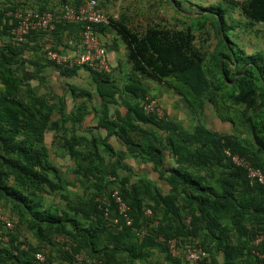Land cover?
Segmentation results:
<instances>
[{"label":"trees","instance_id":"obj_1","mask_svg":"<svg viewBox=\"0 0 264 264\" xmlns=\"http://www.w3.org/2000/svg\"><path fill=\"white\" fill-rule=\"evenodd\" d=\"M84 1L33 0L34 5L0 12V36L14 44L0 47V213L6 211L14 220L10 230L0 224V264H52L55 259L66 264H150L154 252L169 264H184L191 248L205 253L201 264H264V241L255 244L256 236L264 237V185L250 184L246 170L224 153L228 150L264 174V52L247 54L230 40L222 17L220 23L213 21L216 42L205 52L195 45L194 33L203 31L205 15L183 16L192 23L182 26L177 20L173 26L149 20L136 30L123 16L112 20L94 0L108 24L93 25L92 31L99 37L113 32L123 43L132 87L124 91L136 103L113 121L101 116L98 126L106 136L87 138L77 131L94 112L89 93L71 88L73 107L68 110L63 96L35 95L14 67L29 42L35 44L29 47L33 52L43 48L37 44L40 34L50 33L48 49L59 53L72 49L67 42L79 43L85 24L63 20L61 7ZM167 1L180 8L179 1ZM223 1L226 7L217 4L203 11L217 8L227 14L229 7H237L246 20L243 27H264V0ZM18 11L51 12L54 29L32 31L24 42H17L11 29L16 23L12 15ZM102 43L105 50L113 49ZM49 64L65 78L86 69L104 105L115 102L118 90L109 73ZM142 80L164 84L181 97L196 121L191 132L165 113L145 114L148 102L159 106ZM81 97L89 100L76 102ZM207 105L221 122L230 124L231 132L206 128L202 114ZM48 132L75 163L72 182L49 161L44 142ZM113 136L124 150L109 143ZM127 159L150 164L157 181L132 182L125 174L132 173ZM75 184L81 193L70 195L66 187ZM114 191L128 207L129 225L118 214ZM53 193L60 202L46 204L44 196ZM37 253L44 256L43 262L36 260Z\"/></svg>","mask_w":264,"mask_h":264},{"label":"crops","instance_id":"obj_2","mask_svg":"<svg viewBox=\"0 0 264 264\" xmlns=\"http://www.w3.org/2000/svg\"><path fill=\"white\" fill-rule=\"evenodd\" d=\"M24 3L27 6L30 4L34 5L33 0H0V12L3 9H7L8 7H21ZM5 11L4 15L6 14ZM2 23H4V21H2ZM112 33H108L106 36L100 37L102 41L109 44V46L113 45V49L111 47L110 50H106V60L110 68V71L108 72V78L113 82L118 90V93L115 95V102L113 104L104 105L101 98H99L95 91L96 84L94 83L91 74L86 69H79L71 77L65 78L64 76L60 75L53 66L49 64V61L45 58L44 51L51 47L52 36L50 35V33H45L43 35L40 34V36L37 38V44H40L41 46H43V48H38L37 51L35 49L36 52H33L34 50L29 47H35V44L29 42L28 49H25L26 51L24 52V54L18 56L15 60L16 64L14 65V67H18L17 75L21 77V79L24 81V84L27 85L37 96H43L45 98L63 96L65 97V100H67V109L70 110L73 107L71 88L77 89L78 93H80V90H83V92L89 93L91 95L90 106L94 108V112H91L86 117L81 129L77 131L78 135L85 136L87 138H90L91 136H106V130L103 129V127L98 126V121L100 120L101 116L105 115L110 121H113L117 117H123L128 112V107L133 106L136 103V100L133 99V96L124 91L125 87H129L132 89V87L128 85L127 78V76L130 74V64L126 59V63L129 66V72L123 75L122 70H126V66L122 65L121 59L117 57L118 47L116 44V39L119 38L117 36V38L114 37ZM2 45L14 46V44L11 43L9 38L6 36H0V47ZM39 78H41V80ZM144 81L145 80H142V84H145ZM161 85L166 87L164 84ZM166 88L172 92V90H170L168 87ZM148 94L155 98L158 106L164 111L168 119L172 120L175 123H177L175 120H179L181 124L187 123V119H184V113L178 115V113L174 110V108L170 105L169 101H167L166 98L151 94L149 90ZM179 98L181 99V97ZM82 99L86 101L89 100L87 97H81L77 99L76 102H80ZM186 115H190L189 112H187ZM191 116L194 117L192 113ZM132 117H134L133 114ZM145 126L150 130H155L152 125L146 124ZM192 129L187 132H191ZM44 142L47 149L49 150V161L61 170L62 176L66 181L72 182L70 171L74 168L75 163L65 156L63 148L60 146L59 140H53V133L48 132L44 136ZM109 143L116 150H124L121 142L114 136L110 138ZM124 162L127 163L128 167L132 169L131 174L125 173L128 177H130L132 182H134L138 178H147L151 181H157V175L156 173L152 172V167L150 164L132 159H127ZM170 163L172 162L170 161ZM75 185V188L67 186L66 191H68L69 194L81 193V190L78 188L77 184ZM162 189L166 192L168 190V187L163 186ZM51 198L60 199L59 194L53 193L49 196H44L43 201L46 204L51 205L53 204L52 200L51 203L46 202ZM9 220L12 222L11 219Z\"/></svg>","mask_w":264,"mask_h":264},{"label":"rangeland","instance_id":"obj_3","mask_svg":"<svg viewBox=\"0 0 264 264\" xmlns=\"http://www.w3.org/2000/svg\"><path fill=\"white\" fill-rule=\"evenodd\" d=\"M177 1L180 2L179 9L174 8L172 6V2L170 4L167 0H96L98 5L103 4L100 9L104 11L109 17H111L112 20H118L121 16H123L128 21V24L136 30H142L144 26L147 25L146 23H149V20H154L156 24L162 26H173V24L176 23L175 20H177L179 24L181 22H185L184 25H188L190 21L192 23V20L189 21L183 16L194 17L205 15L206 21L203 31L201 33L194 32L195 45L205 52H210L216 42V24L213 21L216 20L220 23V17H222L225 25L232 28L230 29L227 27H223L224 34L230 40L234 41L247 54L264 52V27H261L259 25H255L252 28L243 27V24L246 23V20L240 16L239 9L237 7L231 6L232 8L229 7V9H227L229 13L221 14L217 8L213 11L209 10L206 12H204L203 9L217 7V4H220V6L224 8L226 7V4L223 0ZM112 35L116 37L114 33H112ZM116 44L118 47L117 57L121 59L122 65L126 66V70H122L123 75H125L129 72V66L126 63L125 48L123 43L119 39H116ZM144 82L145 84H142L143 88L148 89L151 94L166 98L167 101H169L170 105L178 113V115L184 113V119H187V123L181 124L179 120L175 121L182 125L186 131H190L196 124V121L195 118L191 116V111L189 110V108L184 105L181 99L174 93L169 91L166 87L157 82L147 80H145ZM160 110V115H162L164 112L161 108ZM187 112H189L190 115L187 116ZM202 119V123L206 125V128L209 130H213L219 133H229L232 131L230 124L227 122H221L220 119H218V116L215 115V112H213L211 107L208 105L206 106V109L202 114ZM51 200L53 201V204H58L60 201L59 198H51L46 202L51 203ZM0 209L2 210L1 207ZM4 213L9 215L6 211ZM12 222H14V220ZM22 230L24 232L23 235L30 239V234L24 231L25 229L23 227H20V231ZM173 253L177 254V252H174V250ZM52 264L66 263H62L55 259ZM150 264L169 263L165 261L162 255L154 252V255L150 260ZM184 264L189 263H186L184 261Z\"/></svg>","mask_w":264,"mask_h":264},{"label":"built area","instance_id":"obj_4","mask_svg":"<svg viewBox=\"0 0 264 264\" xmlns=\"http://www.w3.org/2000/svg\"><path fill=\"white\" fill-rule=\"evenodd\" d=\"M237 2H243L245 0H235ZM61 18L67 22L83 23L85 28L80 35V41L77 44H73L72 41L67 42V45L72 48L65 53H59L57 51L47 49L45 51V58L56 66L63 68L73 67H86L95 72L108 73L110 71L109 65L106 60V50L103 46L100 37L92 31L93 25H106L108 19L100 12L96 10V2L94 0H85L82 4L75 7L70 5H64L61 7ZM16 19V23L13 24L11 33L14 39L21 43L25 41L26 36L32 31L51 32L54 29L53 15L51 12H16L12 15ZM145 114L156 113L160 115L161 110L156 107L154 101H150L144 105ZM225 155L230 158L231 162L238 167H242L247 172V177L250 184L264 185V174L252 167V165L243 158L231 154L228 150L224 151ZM112 198L116 204L119 216L125 221L127 225L130 224V218L128 216V207L121 200L116 191L113 192ZM149 214V211H146ZM0 224L4 225L6 230L12 228V222L7 218L5 214L0 213ZM6 240V237L3 238ZM264 241L263 236H256L255 244L259 245ZM173 243L170 244V249L173 252ZM260 254L259 251L255 253ZM205 256V253L200 248L187 249L185 252V259L189 264H201V259ZM36 260L39 262L44 261V256L40 253L35 255ZM205 264H208L205 262Z\"/></svg>","mask_w":264,"mask_h":264}]
</instances>
